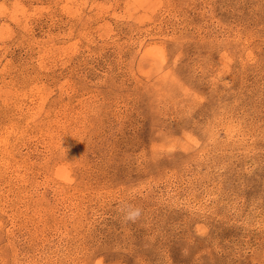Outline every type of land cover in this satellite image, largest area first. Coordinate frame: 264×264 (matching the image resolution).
<instances>
[{
    "label": "rangeland",
    "instance_id": "obj_1",
    "mask_svg": "<svg viewBox=\"0 0 264 264\" xmlns=\"http://www.w3.org/2000/svg\"><path fill=\"white\" fill-rule=\"evenodd\" d=\"M0 264H264V0H0Z\"/></svg>",
    "mask_w": 264,
    "mask_h": 264
},
{
    "label": "clouds",
    "instance_id": "obj_2",
    "mask_svg": "<svg viewBox=\"0 0 264 264\" xmlns=\"http://www.w3.org/2000/svg\"><path fill=\"white\" fill-rule=\"evenodd\" d=\"M120 211L124 213L123 219L125 220V222L127 221L135 222L137 219H139L141 215V210L131 204L123 205Z\"/></svg>",
    "mask_w": 264,
    "mask_h": 264
}]
</instances>
